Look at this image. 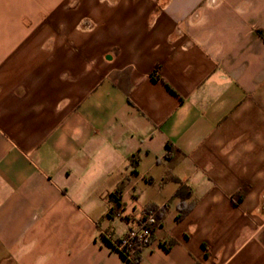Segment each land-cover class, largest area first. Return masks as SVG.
Instances as JSON below:
<instances>
[{
	"label": "crops",
	"instance_id": "crops-1",
	"mask_svg": "<svg viewBox=\"0 0 264 264\" xmlns=\"http://www.w3.org/2000/svg\"><path fill=\"white\" fill-rule=\"evenodd\" d=\"M151 206L137 264H264V0H0V264H133Z\"/></svg>",
	"mask_w": 264,
	"mask_h": 264
},
{
	"label": "built area",
	"instance_id": "built-area-1",
	"mask_svg": "<svg viewBox=\"0 0 264 264\" xmlns=\"http://www.w3.org/2000/svg\"><path fill=\"white\" fill-rule=\"evenodd\" d=\"M133 222L122 235L113 238L112 247L137 264L141 250L153 241L154 231L159 225L157 212L154 208L146 207Z\"/></svg>",
	"mask_w": 264,
	"mask_h": 264
},
{
	"label": "trees",
	"instance_id": "trees-1",
	"mask_svg": "<svg viewBox=\"0 0 264 264\" xmlns=\"http://www.w3.org/2000/svg\"><path fill=\"white\" fill-rule=\"evenodd\" d=\"M174 181H176L177 183H179V186L177 187L175 193H174V196H178L180 197V199L182 200V205L180 206V209H179V213L177 214L176 216V219H181L189 210L188 207H185L183 206V201L185 199H187L188 197H190L191 195V190H190V187L183 184L178 178L176 177H173L172 178ZM122 183H120V185L118 186V190L119 188L121 187ZM110 202L112 204V207L113 206H116L118 207L119 206V197L117 196V194H111L110 196ZM151 208H154V206H151ZM156 210V209H155ZM157 212V218H158V221H160V219L162 218V215H163V211L161 210H156Z\"/></svg>",
	"mask_w": 264,
	"mask_h": 264
},
{
	"label": "rangeland",
	"instance_id": "rangeland-1",
	"mask_svg": "<svg viewBox=\"0 0 264 264\" xmlns=\"http://www.w3.org/2000/svg\"><path fill=\"white\" fill-rule=\"evenodd\" d=\"M47 247H49V245H47L46 248H47ZM56 264H58V263H56Z\"/></svg>",
	"mask_w": 264,
	"mask_h": 264
}]
</instances>
